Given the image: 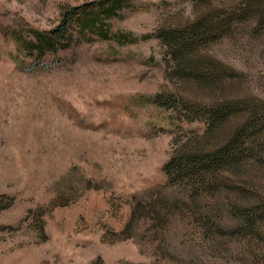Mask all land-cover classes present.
Returning <instances> with one entry per match:
<instances>
[{
  "label": "rangeland",
  "instance_id": "374dc122",
  "mask_svg": "<svg viewBox=\"0 0 264 264\" xmlns=\"http://www.w3.org/2000/svg\"><path fill=\"white\" fill-rule=\"evenodd\" d=\"M99 1L0 0V264H264V0H127L110 13ZM208 10L239 12L198 47L221 80L176 78L155 34ZM155 94L230 103L213 144L261 123L245 136L238 175L223 177L259 210L254 231L228 232L210 197L197 214L207 230L171 222L168 260L156 259L145 224L125 237L134 198L163 186V164L206 129L147 103Z\"/></svg>",
  "mask_w": 264,
  "mask_h": 264
},
{
  "label": "trees",
  "instance_id": "16d2710c",
  "mask_svg": "<svg viewBox=\"0 0 264 264\" xmlns=\"http://www.w3.org/2000/svg\"><path fill=\"white\" fill-rule=\"evenodd\" d=\"M195 1L202 4L208 2ZM126 2L127 0H101L97 6L101 7L100 10L103 12L110 13L123 8ZM260 4L264 6V1ZM257 13L263 14L264 10L261 12V8H258ZM238 14L227 16L208 10L205 15L191 21L189 25L157 32L155 37L164 46V60L171 66L173 76L193 79L200 83L207 82L209 85L219 83L223 71L217 67L218 63L211 56L206 55L205 58L199 56L198 47L219 39L227 32L234 19H237ZM90 16L81 19L80 23L89 26ZM80 23L78 22L79 26ZM98 32L102 34L101 38H106L105 31ZM149 102L174 110V118L179 121L203 120L206 129L203 133L188 137L179 143L163 164L165 176L163 186L153 189L147 194V198H134L130 207V217L123 230L125 237H132L138 224H145L152 243L156 242V259H160L159 262L168 260L173 255L168 251L165 236L171 222L187 217L192 219L191 222L203 221L202 224H205L203 226L207 230L209 224L205 219L209 216L198 217L197 214L200 213L201 207L208 203L210 197L215 198L221 217L226 218L228 232L254 231L261 217L259 210L250 207L248 203H240L239 201L246 199V194L241 189L232 192L234 187L223 177L232 179L238 175L240 161L248 153L243 142L247 139L245 136L252 138V134L262 126L261 123L253 124L252 129L255 131L252 134L248 132L246 134V129L237 130L234 134L228 135L226 142L217 145L213 144V140L218 141L215 137L217 130L232 114L230 103L210 104L201 108L198 104H190L173 96L161 94L149 96L147 103ZM232 193L235 197L231 196ZM220 194L223 196L218 198Z\"/></svg>",
  "mask_w": 264,
  "mask_h": 264
}]
</instances>
